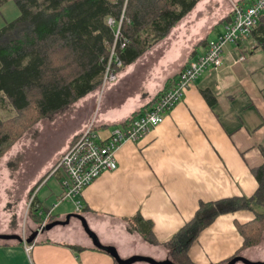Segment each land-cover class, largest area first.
Segmentation results:
<instances>
[{"label":"crops","instance_id":"0c3cea01","mask_svg":"<svg viewBox=\"0 0 264 264\" xmlns=\"http://www.w3.org/2000/svg\"><path fill=\"white\" fill-rule=\"evenodd\" d=\"M253 1L200 0L164 40L147 52L155 54L142 64L141 71L148 77L144 79L147 90L134 92L138 97L132 101L121 94L124 76L134 63L116 83L106 87L96 116L101 135H108L135 112L149 108L167 81L224 32L233 7ZM19 14L15 0H0V27ZM255 47L252 34L229 43L222 66L207 69L166 119L142 140L123 143L117 152L118 168L103 173L86 187L79 198L82 208L78 210L73 203L71 213L61 208L67 201L61 199L66 174L61 169L53 170L95 113L99 87L69 105L73 111L63 117H71L73 127L59 154L40 170L38 165L30 167L35 174L29 185L30 191L35 190L34 214L47 224L41 229V224L31 221L29 235L21 241L24 237L20 228L17 230L12 220L7 222L6 214L3 219L0 215V235L12 236L0 238V264H120L101 249L103 246L114 248L122 260L147 257L172 262L168 247L150 243L133 229L130 222L135 215L151 221L156 239L166 242L195 216L202 201L252 196L258 188L252 169L264 164V50ZM165 55L167 60H163ZM203 90H209L216 101L209 103ZM48 176L47 186L38 189ZM54 194L58 195L56 204L46 208L43 201L49 203ZM255 210L264 212V207L255 206ZM256 211L239 210L217 217L190 246V259L196 264H215L235 255L244 241L236 223L252 220ZM27 247H31L29 251ZM240 257L264 263V242L244 249ZM138 261L153 264L145 259L125 264Z\"/></svg>","mask_w":264,"mask_h":264},{"label":"trees","instance_id":"16d2710c","mask_svg":"<svg viewBox=\"0 0 264 264\" xmlns=\"http://www.w3.org/2000/svg\"><path fill=\"white\" fill-rule=\"evenodd\" d=\"M199 1L15 0L19 16L0 27V158L39 120L100 86L114 39L107 23L109 17L119 19L124 12L122 30L130 39L122 54L125 70L164 40ZM251 34L255 48L264 50V15ZM177 77L167 81L156 100ZM202 93L209 103L216 101L209 90ZM252 172L258 182L252 196L202 201L195 216L166 242L156 239L151 221L135 215L130 222L133 229L150 243L163 244L171 251L172 262L154 261L155 264H196L189 257V248L217 217L264 207V164ZM236 226L244 239L242 246L235 255L215 264H231L241 251L261 243L264 212L256 211L252 220L237 222ZM142 258L133 257L130 262Z\"/></svg>","mask_w":264,"mask_h":264},{"label":"built area","instance_id":"2783aa9c","mask_svg":"<svg viewBox=\"0 0 264 264\" xmlns=\"http://www.w3.org/2000/svg\"><path fill=\"white\" fill-rule=\"evenodd\" d=\"M262 15H264V0H254L246 6L236 4L232 9L230 21L225 25L224 32L209 42L206 51L196 56L180 70L173 85L167 88L149 108L117 124L108 135H101L98 129V119L92 117L83 130L73 138L54 166L53 172L61 169L67 177L65 192L61 199L74 202L77 209H81L79 198L84 189L103 173L118 168L117 152L121 145L127 141L139 142L149 131L159 126L184 98L189 87L207 69L222 66L226 46L248 37ZM123 18L124 12L119 19L111 16L107 20L113 30L114 39L106 57L105 72L99 86L100 91L116 83L122 71V54L130 42L122 30ZM45 225V222L41 224V228ZM30 248L27 247V250L29 251Z\"/></svg>","mask_w":264,"mask_h":264},{"label":"rangeland","instance_id":"374dc122","mask_svg":"<svg viewBox=\"0 0 264 264\" xmlns=\"http://www.w3.org/2000/svg\"><path fill=\"white\" fill-rule=\"evenodd\" d=\"M154 55H148L147 53L139 58L133 66L128 68L127 72L130 71V73H127L124 76L126 80L123 83L124 87L121 89V94L124 95L123 98H125V100L129 98V100L132 101L138 97V95H136L134 92H142L147 90L148 82L144 79L148 77L143 72V70L141 71V69L143 67V60L147 61L151 57H155ZM167 59L168 55H165L163 60ZM163 60L160 61V63L164 62ZM124 71L125 70L121 71L122 74L119 75V78L125 74L126 71ZM153 77L154 76H152V78ZM131 86H133V89ZM103 93L104 91H100L99 93L97 99L98 104L96 105L95 113L92 116L97 119L98 117L96 116L100 111L99 107L103 98H101ZM104 109L106 111V106ZM72 111V107L68 106L64 110L39 120L1 157L3 158L0 163L1 219H3L6 214V221L8 222L12 220L13 226H16L17 230L20 228V235L23 237H27V235H29L31 229L30 225H32L31 221L37 223L39 226L43 223L42 219L39 217L37 218L34 214L36 201L31 202V200L35 198V190L30 191L31 188L29 187V185L35 180L34 170L31 168H35V165H38V169L40 170L41 167L46 166L57 154H59V151L62 149L63 144H65L73 127V124L69 123V119L71 117L63 116L65 113L69 114V112ZM86 113H88V111H86ZM103 113L104 112H102V114ZM30 176L32 177L30 178ZM49 178L50 176L41 180L39 184L40 187H38V189H41L44 186L46 187V182L49 180ZM51 196H53V198L49 201V203H46L45 200L43 201L45 207L49 209L50 207H54V203L56 204L58 195L54 194ZM21 199H25L22 203L23 207H19V202ZM73 203L74 202L68 200L64 201L61 208L70 209L71 213L74 211L75 207ZM18 224L19 227H17ZM263 242L264 234L261 243ZM138 262L139 263L137 264H147L140 263L141 261Z\"/></svg>","mask_w":264,"mask_h":264},{"label":"water","instance_id":"95a60500","mask_svg":"<svg viewBox=\"0 0 264 264\" xmlns=\"http://www.w3.org/2000/svg\"><path fill=\"white\" fill-rule=\"evenodd\" d=\"M85 226H86V228H87V224L85 223ZM41 229H43V228H41ZM88 230V229H87ZM89 231V230H88ZM90 233V235L93 237V234L91 233V232H89ZM11 238L12 236H7V235H0V238ZM94 238V237H93ZM95 240V239H94ZM21 241H24L23 240V238H21ZM32 241V239H30V240H27V242H31ZM103 248H106L107 250H109L112 254H114V256H115V258H116V260H117V262L118 263H122V264H125V263H129L130 262V260H122L118 255H117V253L115 252V249L114 248H112V247H107V246H103ZM136 258H140V257H136ZM142 259H145V260H147V261H149V262H151V263H153V264H155V262H154V260H152V259H150V258H147V257H143ZM239 261H242V262H244V263H246V264H259V263H255V262H251V261H248V260H246V259H244L243 257H240V256H238V257H236L232 262H231V264H236L237 262H239Z\"/></svg>","mask_w":264,"mask_h":264},{"label":"flooded vegetation","instance_id":"af4514ba","mask_svg":"<svg viewBox=\"0 0 264 264\" xmlns=\"http://www.w3.org/2000/svg\"><path fill=\"white\" fill-rule=\"evenodd\" d=\"M47 224V223H46Z\"/></svg>","mask_w":264,"mask_h":264}]
</instances>
